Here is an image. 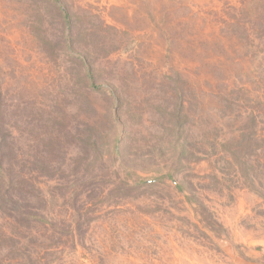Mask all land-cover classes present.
Returning a JSON list of instances; mask_svg holds the SVG:
<instances>
[{"label": "rangeland", "instance_id": "obj_1", "mask_svg": "<svg viewBox=\"0 0 264 264\" xmlns=\"http://www.w3.org/2000/svg\"><path fill=\"white\" fill-rule=\"evenodd\" d=\"M0 264H264V0H0Z\"/></svg>", "mask_w": 264, "mask_h": 264}]
</instances>
